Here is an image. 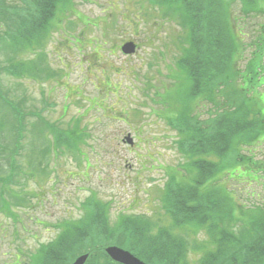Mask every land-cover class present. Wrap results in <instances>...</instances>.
<instances>
[{"label":"rangeland","instance_id":"rangeland-1","mask_svg":"<svg viewBox=\"0 0 264 264\" xmlns=\"http://www.w3.org/2000/svg\"><path fill=\"white\" fill-rule=\"evenodd\" d=\"M3 1L7 7L25 6L22 0ZM242 7L237 2L231 15L237 20L235 27L245 33L238 63L243 71L264 16L244 15ZM63 8L42 44L30 41L25 50L10 47L2 51L16 42L5 39L7 44L0 43V87L6 97L0 98V118L3 112L11 116L12 101L21 103L25 113H41L59 132L84 133L77 132L73 150L57 147L58 133L44 134L38 114L26 116L24 146L16 152L14 139L7 136L6 127L1 128L0 171L10 172V163L17 160L22 172L16 175L20 182L0 186V195L12 206L10 214L0 215V264H30V255L57 236L58 224L82 216V205L89 196L110 204L111 221L125 214L166 226L172 223L157 215L166 217L160 199L169 174L184 163L176 146L179 132L169 123L174 109H179L174 103L183 102L180 93L189 89L181 82L177 66L185 58L187 45L180 9L171 4L155 7L149 0H72ZM4 30L8 31V25H3ZM128 41L139 46L135 55L121 52V45ZM14 51V60L24 64L20 79L7 70V57ZM40 63L42 69L36 70ZM232 77L233 85L248 89L250 97H264V72L256 83L263 86L260 91L251 88L249 81L243 84ZM228 97L222 89L215 102L195 105L198 119L204 121L216 110L232 112ZM128 134L134 146L123 141ZM244 155L263 164L264 134L243 150ZM232 167L241 177L220 174L213 186L222 185L229 193V207L236 219L240 204H264V176L246 173L243 165L242 170L235 163ZM9 193L18 197L10 198ZM252 195L256 200H250ZM173 231L187 235L186 230ZM196 239L207 240L204 229L197 231ZM201 254L197 251L191 256L199 260Z\"/></svg>","mask_w":264,"mask_h":264},{"label":"trees","instance_id":"trees-1","mask_svg":"<svg viewBox=\"0 0 264 264\" xmlns=\"http://www.w3.org/2000/svg\"><path fill=\"white\" fill-rule=\"evenodd\" d=\"M22 1L24 7H7L3 0L0 1V43L6 44L3 37L8 36L16 42L11 45L16 51L26 42H42L46 38L52 19L64 0ZM239 1L244 15L264 16V0H151L155 7L171 4L180 9L187 31L185 58L180 64L182 79L189 89H184V101L176 105L179 109L176 111L175 108L174 115L169 118V123L179 132L178 150L184 163L180 170L169 174L170 180L160 199L166 217L157 215L159 220L169 218L172 223L166 226L144 216L125 214L118 215L116 222L111 221L110 204L89 196L82 205V216L58 224L57 236L41 244L30 255V264H70L83 253L90 254L87 264H118L105 254V247L110 245L123 247L149 264H264V206L255 204L248 208L240 204L235 219L233 209L229 207V193L224 189L220 191L212 181H217L215 176L227 164L249 161L247 170L257 166L258 163L244 156L237 158L229 153L264 133V100L258 102L250 97L248 89L233 85L232 75L241 78L243 84L249 81L251 88L260 87L262 85L256 83L264 72V25L254 39V57L243 71L238 67L244 32L237 30L236 35L234 22L237 20L232 18L231 8ZM5 24L8 31L2 32ZM8 48L7 45L1 50ZM13 55L7 57V70L10 75L17 76L24 64L15 61ZM35 69L41 70V63ZM222 89L234 110L223 112L217 120L212 118L203 123L194 111L193 102L208 94L212 98L220 92L222 95ZM2 95L0 87V97ZM10 107L13 115L3 113L0 130L6 127L7 136L14 139L12 146L17 152L24 146L26 116L21 103L10 102ZM251 113L254 118L249 120ZM43 129L58 133L57 147L71 150L76 147L75 139L80 130L63 133L48 122H44ZM46 150L48 148L44 153ZM16 161L10 163V172L0 171L1 187L7 188L17 180L19 171L22 172ZM8 195L14 199L18 197L15 193ZM11 209L5 195H0V215L10 214ZM237 223L241 228L235 227ZM173 229L186 230L187 235ZM201 229L207 235L203 242L196 239V233ZM205 248L207 250L203 251ZM197 251L202 252L199 260L191 256Z\"/></svg>","mask_w":264,"mask_h":264},{"label":"water","instance_id":"water-1","mask_svg":"<svg viewBox=\"0 0 264 264\" xmlns=\"http://www.w3.org/2000/svg\"><path fill=\"white\" fill-rule=\"evenodd\" d=\"M123 51L126 54H131L135 51V46L133 43H129L123 47ZM129 143L132 141L127 138ZM107 255L115 262L120 264H147L140 260L139 258L135 257L132 253L127 250H124L117 246H109L105 249ZM89 255L84 254L79 256L72 264H85L88 260Z\"/></svg>","mask_w":264,"mask_h":264}]
</instances>
